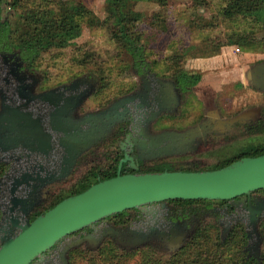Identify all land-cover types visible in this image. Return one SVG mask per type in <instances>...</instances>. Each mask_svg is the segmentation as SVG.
Masks as SVG:
<instances>
[{
    "label": "flooded vegetation",
    "instance_id": "1",
    "mask_svg": "<svg viewBox=\"0 0 264 264\" xmlns=\"http://www.w3.org/2000/svg\"><path fill=\"white\" fill-rule=\"evenodd\" d=\"M11 55L14 56L11 57ZM18 57L20 59L17 60L16 58ZM262 63H264V59L252 65L250 69L252 70ZM33 71L18 52L0 50V114L2 113L3 102L13 111L7 115L5 122L0 124V222L3 218V211L12 206V194L10 190L15 179L22 180L23 175H31V179L28 181L31 186L28 187L27 184L19 186L15 196L27 198L26 192L30 193L31 201L35 204L29 216L32 222L40 215L52 209L51 206L62 195L67 194L68 190L93 168H87L83 174L76 178L71 187L63 191V187L57 188L66 184L75 175H78L77 171L85 164L83 163L85 159L94 156L102 148H106L104 155L106 162L102 166L108 165L117 156L119 157V163L124 159L125 151L122 150V143L126 142L127 136L132 132L130 120L119 122L108 137L101 140L92 149L79 157L77 165L67 179L43 185L42 181L50 174L54 172L59 173L62 167L65 166L63 160L67 153L66 149L62 146V141L66 137V134L56 130L55 122L58 113L61 114V118L66 126L71 124L75 127L87 115L97 114L106 110L115 101L126 95L148 91L150 95L147 98L143 97L142 100H144V105H149L152 108V106L158 107L156 96L168 94L167 104L169 105L149 126V132L156 135L163 132L184 133L193 129L197 130V133L195 131L197 135L191 146L192 148L183 149V152L177 155L152 160H165L172 163L174 159L178 163V167H175L176 171H180L181 166L184 164L203 163V161L209 160L204 156L212 153L214 150L222 152L221 154H216V157H224L223 161L231 160L243 154L245 149L251 144L244 145L239 150L237 149V153L228 159L229 155L226 153V151L228 152L226 150L228 149V143L230 144L231 142L248 138V136L259 134L254 133L253 130L264 119V108L245 109L232 116H228L229 106L226 107V105L220 103L218 94L215 95L214 100L216 111H209L205 99L201 97V94H197L201 77L195 82L196 75L166 77L150 73L148 68H144L143 72L138 75L140 83L138 88L121 96L107 106L88 110L86 109V105L98 90V81L94 77L82 76L66 84L45 87L43 86V78L36 76ZM77 81L78 84L73 86ZM247 81L251 88L264 93V90L255 86L248 78ZM233 83L232 85L236 90L237 87H241L242 85V81L241 83ZM258 84L262 86V83ZM92 90L91 95L84 99L83 95ZM50 91H53L51 95L45 96V98L42 97L43 94ZM82 98L84 100L81 102ZM137 102L140 101L138 100ZM160 102L163 103V99ZM149 106L145 110H150ZM24 118H29L31 120L30 123L25 124ZM11 119H18L20 123H16L15 128H11L7 122ZM234 119H237V121L233 123L230 129L221 128L219 125L221 122ZM42 134L44 135L41 137ZM49 136L51 137L50 139H48ZM43 138L50 142V144L48 143L45 146V150L40 148V141ZM126 149L130 156L134 157L136 163H139V166L142 162H148L139 158L136 147L131 151L128 144H126ZM128 168L129 163H125L123 164L122 171ZM240 199L238 198L237 201H240ZM243 199L246 202V208L244 207V203H241L237 208L232 204V201L212 203L211 205L207 203L194 204L192 207L187 208L167 201L165 203L149 205L143 209H134L116 214L100 220L93 226L86 227L58 242L46 253L47 257L54 258L52 254L54 251L57 256L53 261H49L48 264H62L61 253L65 246L78 240H82V243L74 246L66 253L68 264H71L72 254L78 257L89 255L91 258H96L101 257L103 250L112 248L118 250L120 254L149 248L153 251L154 255L155 248L158 247L170 252V255H172L181 248L177 249L171 245L173 242L171 239L172 234L170 233H188L189 236L184 242L185 245L196 234L195 232L200 229L201 221H204V219L211 215L221 216L219 226L222 228L224 224L223 220L226 221L227 219L226 224L233 222L229 233L236 224L241 223L246 227V216L249 214L248 208L251 205H255L257 200H264V192L263 190L256 191L247 197H243ZM150 218L155 220L154 225L148 222ZM258 230L261 235V232L264 230V216L259 220ZM141 232L151 234L148 243L142 247H131L130 243L139 237ZM165 233L170 235L165 238ZM176 239L177 237L174 236V240ZM262 240L264 243L263 238ZM248 245L249 240L247 247ZM248 257L254 258L260 264L254 256H249V253ZM261 261L263 263L262 257ZM37 262L38 259L32 264Z\"/></svg>",
    "mask_w": 264,
    "mask_h": 264
},
{
    "label": "water",
    "instance_id": "2",
    "mask_svg": "<svg viewBox=\"0 0 264 264\" xmlns=\"http://www.w3.org/2000/svg\"><path fill=\"white\" fill-rule=\"evenodd\" d=\"M247 78L255 86L264 90V63L252 70L249 69ZM258 83H262V86ZM77 84L78 81L73 86ZM92 92L93 90L85 93L84 99ZM52 93L53 91H50L42 97L45 98ZM149 95L148 91L126 95L106 110L87 115L75 127L71 124L66 126L61 114H57L56 130L66 134L62 141V146L67 153L63 160L65 166L59 173L50 174L42 181L43 185L67 179L77 165L79 157L108 137L119 122L130 120L132 132L127 136L126 142L122 143L125 157L119 163L116 177L99 181L86 191L64 199L32 222L29 216L35 204L31 201L30 193L26 192L27 198L15 196L19 186L23 184L31 186L28 182L31 175H23L22 180L15 179L10 190L12 206L3 211V218L0 222V264H32L36 259L38 262L35 264H48L57 256L54 251L52 252L54 258L47 257L46 253L58 242L86 227L93 226L100 220L129 210L143 209L149 205L175 200L232 201L237 208L241 203H244L246 208L243 197L264 190V155L244 157L226 167L211 171L138 173L139 163H136L134 157L130 156L126 144L131 151L134 147L137 148L140 159L152 161L177 155L182 153L183 149H190L197 135L195 134L196 129L184 133L151 134L149 126L167 109L169 104H167L168 94L163 96L159 94L156 96L158 107L152 106L151 108L148 105L150 110H145L148 106L144 105L142 98H147ZM84 99L82 98L81 102ZM162 99L163 103L160 102ZM138 100L140 102H137ZM10 112L13 111L3 102L0 124L5 122ZM23 120L25 124L31 121L29 118ZM236 121L237 119L221 122L219 125L221 128L230 129ZM7 122L11 128H15L16 123H20L18 119H11ZM50 138L49 136L48 139ZM48 143L50 144L49 140L43 138L40 141V148L45 150ZM125 163H129V168L134 171L133 173L122 174ZM238 198H241L240 201H237ZM248 212L246 227L249 245L246 252L262 264L260 254L263 240L258 224L264 216V200H257L255 205L248 208ZM230 229V225L224 229L223 238L228 235ZM170 234H172L173 242L171 245L177 249L182 248L189 236L184 232ZM170 234L165 233V238ZM150 236L151 234L141 232L139 237L130 243V246L133 248L145 246ZM174 236L177 237L176 240ZM81 243L82 240H78L65 246L61 253L62 264H68L66 253Z\"/></svg>",
    "mask_w": 264,
    "mask_h": 264
},
{
    "label": "rangeland",
    "instance_id": "3",
    "mask_svg": "<svg viewBox=\"0 0 264 264\" xmlns=\"http://www.w3.org/2000/svg\"><path fill=\"white\" fill-rule=\"evenodd\" d=\"M9 1L12 2V0ZM74 1L83 3L102 22L106 21L107 0ZM224 7L225 3L222 0H210L208 4H200L196 0H169L166 9L154 3L139 2L136 10L145 15L142 25L150 43L145 64L150 73L166 77L176 76L168 67H171L174 61L180 62L187 73L201 77L197 94H201V97L205 99L209 111H216L214 100L215 95L218 94L220 103L226 107L229 106L227 115L232 116L245 109L264 108V93L251 88L246 77L250 67L264 59V29L243 17L232 20L224 18L222 14ZM158 13H161L162 19L166 20L164 30L151 29V19ZM11 15H15V12L5 5L3 17ZM242 34L249 35L253 44L247 47L228 44L230 38ZM221 44L225 46L217 52ZM214 52L217 53L210 56ZM86 54L92 56L85 59ZM31 69L36 76L43 78L45 87L66 84L82 76L94 77L98 81V90L87 103L88 110L107 106L121 96L134 91L140 84L138 75L141 74L131 54L121 49L111 39L105 26L94 29L87 25L83 26L82 35L74 45L48 53L37 62L36 67ZM233 82H240L242 85L236 90L232 85ZM247 144H264V134L251 135L228 143L226 153L229 157L227 158L233 157V154ZM105 151L106 148H102L94 156L85 159L83 162L85 164L77 171L78 175L57 188L63 187V191L71 187L76 178L87 168L104 165ZM221 153L220 150H214L204 156L209 160L200 163L201 168L208 169L219 165L224 157L217 158L216 154ZM172 164L178 167L174 159ZM220 219L221 216L211 215L201 221L199 228L211 223L219 226ZM148 222L154 225L155 220L150 218ZM226 222L227 219L223 220V228L219 226L221 233L227 226L233 224V222L231 224ZM245 229L247 231V227ZM261 235L264 239V230ZM155 249V258L162 261L168 260L175 254L170 255V252L162 248ZM261 250V257L264 260V243ZM212 255L217 260L221 256L224 260L227 258V255L219 254L217 250H214ZM132 257V260H127L124 264H139V255ZM92 261L104 264L98 259H91L89 255L78 257L71 264H92Z\"/></svg>",
    "mask_w": 264,
    "mask_h": 264
},
{
    "label": "trees",
    "instance_id": "4",
    "mask_svg": "<svg viewBox=\"0 0 264 264\" xmlns=\"http://www.w3.org/2000/svg\"><path fill=\"white\" fill-rule=\"evenodd\" d=\"M210 0H196L200 4H208ZM225 3L223 17L234 19L243 17L264 29V0H222ZM139 2L154 3L166 9L169 0H107V19L102 22L96 14L83 3L74 0H0V50L5 52H18L29 68L36 67L45 55L55 50H64L76 43L81 37L83 26L99 28L105 26L111 39L124 51L131 54L136 63L137 70L142 73L146 68V58L150 44L144 29L145 15L136 10ZM8 5L15 15L3 17L4 6ZM161 13L151 19V29L166 28V20ZM228 44L247 47L253 44L247 34L230 38ZM221 44L217 52H220ZM214 52L212 55H215ZM87 53V52H86ZM90 53V52H88ZM92 56V55H91ZM86 54L87 57H91ZM86 61V60H84ZM168 67L178 77L188 76L180 62L174 61ZM200 79L196 76L195 82ZM254 133L264 134V119L260 121ZM118 148V146H116ZM119 149V148H118ZM264 155V144H251L244 153L231 160L223 161L212 168L202 169L200 163L182 165L180 171L198 172L204 170H217L226 167L243 157H258ZM119 157L106 166H95L75 184L67 194L62 195L52 206L54 208L64 199L80 194L99 181H104L117 176ZM174 165L165 160L142 162L138 173H153L176 171ZM131 169H124L122 174L133 173ZM264 192V190H263ZM180 207H192L194 204L224 203L226 201H171ZM1 218V212H0ZM248 244L247 232L244 224H236L231 232L223 239L217 224H209L200 228L197 233L177 253L168 260L156 259L153 251L143 248L131 253H119L116 249L102 251L98 259L104 264H124L132 260V256L139 255V264H258V262L245 251ZM227 255L214 259L213 251ZM76 257L71 255V262ZM92 264H98V262ZM264 264V260L263 263Z\"/></svg>",
    "mask_w": 264,
    "mask_h": 264
}]
</instances>
